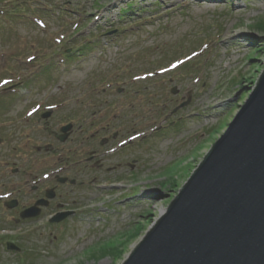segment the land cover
<instances>
[{"label":"rangeland","instance_id":"374dc122","mask_svg":"<svg viewBox=\"0 0 264 264\" xmlns=\"http://www.w3.org/2000/svg\"><path fill=\"white\" fill-rule=\"evenodd\" d=\"M259 25L264 0H0V121L63 102L54 121L82 124L53 156L71 166L58 203L74 214L15 225L0 202V264H122L248 97L264 68ZM91 148L103 170H84ZM1 157L0 194L31 202Z\"/></svg>","mask_w":264,"mask_h":264},{"label":"water","instance_id":"95a60500","mask_svg":"<svg viewBox=\"0 0 264 264\" xmlns=\"http://www.w3.org/2000/svg\"><path fill=\"white\" fill-rule=\"evenodd\" d=\"M36 205L20 217L37 216ZM6 249L20 251L9 242ZM122 264H264V68L224 132Z\"/></svg>","mask_w":264,"mask_h":264},{"label":"flooded vegetation","instance_id":"af4514ba","mask_svg":"<svg viewBox=\"0 0 264 264\" xmlns=\"http://www.w3.org/2000/svg\"><path fill=\"white\" fill-rule=\"evenodd\" d=\"M54 106L57 107L58 105L55 104ZM53 109L55 110L56 108ZM53 109H50L49 111H40L33 118V120L30 121L31 123H29L28 119L20 121L21 117L15 121H11L10 119L0 121L1 155L4 158L9 157L10 159H13V161L10 162L11 168L9 169V176L7 175V178L10 179L13 177L15 180L22 179V183L23 181H26V183H23V188H25L28 195L33 196L31 198V202H24L16 196L14 192L15 188L11 187L12 190L9 192L12 193V196L9 199L0 201L4 206L10 203L14 204L13 208L8 209L6 206L5 207L7 211L13 212L16 215V217H13L15 225H19L25 220H31V222L35 221L42 215L51 216L55 212L52 211L53 213L51 212L50 214H46L44 212L60 206L61 204L58 203V196L60 195L62 189H64L63 187L70 185L71 181L75 182L73 177H68L71 173V168L69 169L71 166L63 164V169L54 173V169L57 167H54L53 165V156L59 158L60 154L58 152H54L58 151L59 143L64 145L66 143L73 142V134L78 130H82V124L75 127V123L67 118L65 122L59 124L58 119L54 121L55 114L53 113ZM0 115L4 117L7 113ZM84 123L87 124L86 121H84ZM16 127L21 128L17 130ZM101 130L103 131V127L93 131L86 129L87 135L81 140V143L83 145L87 143L90 144L91 141L96 139L99 135L98 132ZM105 136L106 135L99 138V145L102 146L108 143L109 139ZM42 140L44 141L42 142ZM106 154H108L106 151L101 153L103 156H106ZM97 156L98 154L96 149L91 148L87 151V155L85 158L83 157L82 161H84L85 164H90L91 166L85 165L84 170L86 168H89V170L102 168L103 170L102 163H100L102 159L97 158ZM65 159L68 158L66 157ZM65 159H63V161ZM40 162L43 164H40ZM76 164H78V162ZM7 165L8 164L6 163L5 167ZM128 165L132 167L130 164ZM35 166L38 167L34 168ZM115 168L116 166H114V169ZM105 170L109 169L107 168ZM43 173L49 174V177L46 180L41 179ZM73 173L77 175L76 172ZM1 174L4 175V172ZM15 183H17V181H15ZM16 190L18 191L19 189L17 188ZM51 192L53 193V196L48 201V204L41 209L39 214L40 216L25 220L18 219L22 210L31 207L32 204L36 203L38 200H42L47 193L50 194Z\"/></svg>","mask_w":264,"mask_h":264},{"label":"trees","instance_id":"16d2710c","mask_svg":"<svg viewBox=\"0 0 264 264\" xmlns=\"http://www.w3.org/2000/svg\"><path fill=\"white\" fill-rule=\"evenodd\" d=\"M56 9V8H55ZM39 10V9H38ZM62 10V9H61ZM14 10H11V11H8L7 13H9L10 15H11V13L13 12ZM21 11V10H20ZM55 11V10H54ZM63 11V10H62ZM67 11V10H66ZM63 14V13H62ZM18 15V13L16 12V13H14L13 14V16H17ZM33 16H36V15H33ZM37 18H39V19H42L41 17V15H37L36 16ZM260 27H263L264 28V25H259Z\"/></svg>","mask_w":264,"mask_h":264},{"label":"bare ground","instance_id":"6f19581e","mask_svg":"<svg viewBox=\"0 0 264 264\" xmlns=\"http://www.w3.org/2000/svg\"><path fill=\"white\" fill-rule=\"evenodd\" d=\"M160 214H161V212H160Z\"/></svg>","mask_w":264,"mask_h":264}]
</instances>
